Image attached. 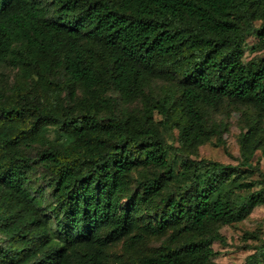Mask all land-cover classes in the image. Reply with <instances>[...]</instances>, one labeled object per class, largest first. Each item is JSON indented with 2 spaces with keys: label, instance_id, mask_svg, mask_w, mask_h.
Listing matches in <instances>:
<instances>
[{
  "label": "trees",
  "instance_id": "obj_1",
  "mask_svg": "<svg viewBox=\"0 0 264 264\" xmlns=\"http://www.w3.org/2000/svg\"><path fill=\"white\" fill-rule=\"evenodd\" d=\"M263 22L264 0H0V264H215L216 225L264 204ZM231 108L238 162L190 158Z\"/></svg>",
  "mask_w": 264,
  "mask_h": 264
},
{
  "label": "rangeland",
  "instance_id": "obj_2",
  "mask_svg": "<svg viewBox=\"0 0 264 264\" xmlns=\"http://www.w3.org/2000/svg\"><path fill=\"white\" fill-rule=\"evenodd\" d=\"M264 23V22H263ZM260 21H255L254 25L258 26ZM257 37L255 35H249L245 38L243 43V60H248L256 54L264 51V48L257 50ZM14 70L7 63L0 64V84L5 85L12 79ZM123 107H129L126 104ZM132 108V107H131ZM129 107V109H131ZM211 118L215 122H222L226 126L222 133L223 144L215 143L214 137H211L209 141H206L197 146V153L189 155L192 159H209L213 161H219L225 164L235 165L238 162V145L237 136L241 130V122L239 117V110L237 108H231L227 115L223 111H215L210 113ZM154 121H158L160 116L153 112L152 115ZM162 135L167 144L176 146V130L169 131L162 129ZM48 139L54 137L53 127H49V130L45 132ZM32 147L26 149L32 152ZM170 158L176 160L178 165L180 160L179 154H169ZM252 163L257 162L261 173L264 176V138L261 147L256 150L251 158ZM244 169V168H242ZM39 174L40 170L36 171ZM44 176V177H43ZM40 176L39 179L32 181V185L36 188L42 187V196L39 197L40 213L45 215L49 221H52L50 210L48 205L51 203V199L48 196L49 187L46 186L47 174ZM240 180L259 182L260 177L256 172L251 173L247 177H240ZM166 187H171V183H167ZM262 186L261 184H254L252 189H257ZM264 186V185H263ZM124 203V199L122 200ZM217 232L223 237L224 244H220L214 241L211 244L212 250L215 252L211 256V260L215 264H242L244 258L253 252V247L259 246L264 238V204L255 206L251 209L250 213L240 221L229 224L216 225ZM169 229L164 235L169 233ZM159 239H152L147 245H157L160 242Z\"/></svg>",
  "mask_w": 264,
  "mask_h": 264
}]
</instances>
